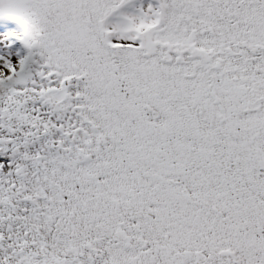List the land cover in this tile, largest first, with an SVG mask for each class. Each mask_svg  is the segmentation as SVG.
<instances>
[{
    "label": "snow or ice",
    "instance_id": "snow-or-ice-1",
    "mask_svg": "<svg viewBox=\"0 0 264 264\" xmlns=\"http://www.w3.org/2000/svg\"><path fill=\"white\" fill-rule=\"evenodd\" d=\"M0 264H264V0H0Z\"/></svg>",
    "mask_w": 264,
    "mask_h": 264
}]
</instances>
